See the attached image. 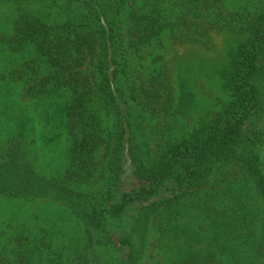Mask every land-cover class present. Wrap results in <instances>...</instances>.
Listing matches in <instances>:
<instances>
[{
    "label": "trees",
    "instance_id": "obj_1",
    "mask_svg": "<svg viewBox=\"0 0 264 264\" xmlns=\"http://www.w3.org/2000/svg\"><path fill=\"white\" fill-rule=\"evenodd\" d=\"M0 7L7 9L0 51L24 56L4 79L24 82L44 123L38 133L24 116L2 146L0 199L62 204L68 215L60 221L81 228L76 264H142L153 229L171 237L167 264H264V0H0ZM214 31L242 36L221 71L230 101L188 137L153 150L144 114L184 113L197 100L185 80L174 96L166 39L207 46ZM138 53L151 56L147 77L132 71ZM61 137L69 138L63 168L44 174L38 140ZM235 167L260 202L250 213L233 192L216 221L214 195L198 194L216 191L217 178L228 180ZM98 179L103 185L94 187ZM200 216L205 226L199 221L196 231ZM206 219L220 229L209 239ZM3 240L0 264H64L48 233L23 226ZM196 241L205 246L192 248Z\"/></svg>",
    "mask_w": 264,
    "mask_h": 264
},
{
    "label": "rangeland",
    "instance_id": "obj_2",
    "mask_svg": "<svg viewBox=\"0 0 264 264\" xmlns=\"http://www.w3.org/2000/svg\"><path fill=\"white\" fill-rule=\"evenodd\" d=\"M3 8L0 7V10H3ZM4 10L7 9L4 8ZM211 36L212 41L207 46L191 43L176 44L173 39H166V46L161 49L166 55V60L172 64L168 74H171L169 77H171V82L175 88H173L174 96L177 98L176 93L179 94L180 83L185 80L190 89L195 92L197 100L184 113L174 111V114L171 115L169 110L173 108H169L167 111L162 112L159 117L158 115L157 117H151L149 114H144V123L147 126V137L145 138L150 141V145L155 151H159L158 148L166 143L176 142L188 137L195 127L211 120L215 113L221 111L226 103L230 101L228 92L223 89L221 71L228 64L230 52L237 47L242 36L232 31H214ZM23 62V55L0 51V151L14 132L16 123L24 116L33 119L32 123H34L38 133H41L44 129V123L36 109L35 102L26 96L24 82L4 79V76L8 75L10 70L17 69ZM131 65L134 76L147 77L150 73L151 56L148 53H138L131 57ZM169 95L172 96V93ZM262 95L264 96V94ZM259 106L264 108V98ZM44 133L45 136L43 137H46V131ZM43 137H37V139ZM68 144V137L58 138L55 143L49 145H45L43 140H38V149L35 154L38 169L48 175L55 174L60 167L62 169L66 160L65 155ZM104 154L105 149L102 147L98 154L100 160L104 158ZM226 169H231V167L229 166ZM233 177L236 181L241 180V183H227ZM228 178L223 182H220L221 179L217 178L220 187L216 191L207 188L198 194V197L203 199L214 195L213 200L215 201H211V204L215 207V210L210 212L214 220H218L216 211H220L226 206L225 204L233 200V192L239 194L241 199L248 203L245 210L250 213L253 212L254 205L260 202L254 191L255 189L248 184L244 185L243 173L240 172L238 167L233 168L228 173ZM103 181L104 179L96 180L93 183L94 187H101ZM214 185H216V182H214ZM242 186L245 190L240 193L238 189ZM65 210L62 204L46 199H37L29 203L0 199V245L6 243L3 238L12 237L17 230L20 231L25 226L34 235L37 233L41 236L46 233L50 234L54 244L53 249L58 248L57 251L59 250L62 253L63 263L76 264L75 257L81 238V228L73 218H71V221H60L61 217L68 215ZM199 221L204 224L201 216L198 220L193 219L192 221V226H195L196 231ZM206 221L207 239H209L220 229L216 223L212 224L213 221L210 219H206ZM14 226H18V229H15ZM161 233L158 229H153L142 264H167L164 258L165 246L169 245L171 237L165 234L162 237ZM45 239H49V235L45 236ZM190 246L199 248L205 246V242L200 244L199 241H196Z\"/></svg>",
    "mask_w": 264,
    "mask_h": 264
}]
</instances>
